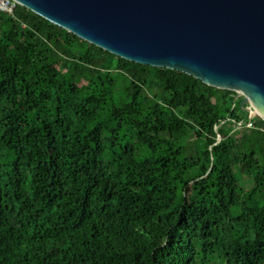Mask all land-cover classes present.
I'll return each instance as SVG.
<instances>
[{"label":"trees","instance_id":"trees-1","mask_svg":"<svg viewBox=\"0 0 264 264\" xmlns=\"http://www.w3.org/2000/svg\"><path fill=\"white\" fill-rule=\"evenodd\" d=\"M240 102L0 12V264H264V122Z\"/></svg>","mask_w":264,"mask_h":264},{"label":"water","instance_id":"water-1","mask_svg":"<svg viewBox=\"0 0 264 264\" xmlns=\"http://www.w3.org/2000/svg\"><path fill=\"white\" fill-rule=\"evenodd\" d=\"M13 1L120 59L233 92L264 122V0Z\"/></svg>","mask_w":264,"mask_h":264},{"label":"built area","instance_id":"built-area-1","mask_svg":"<svg viewBox=\"0 0 264 264\" xmlns=\"http://www.w3.org/2000/svg\"><path fill=\"white\" fill-rule=\"evenodd\" d=\"M17 6L18 5L13 0H0V12L5 13L7 15H13V12ZM244 108H245L244 111H246L248 113L249 119L252 118L253 116H257L249 105L247 107H244ZM242 125H244L243 122H240L237 124L238 127H240ZM245 126L250 128L251 124L249 122H247V123H245Z\"/></svg>","mask_w":264,"mask_h":264},{"label":"rangeland","instance_id":"rangeland-1","mask_svg":"<svg viewBox=\"0 0 264 264\" xmlns=\"http://www.w3.org/2000/svg\"><path fill=\"white\" fill-rule=\"evenodd\" d=\"M252 115V114H251Z\"/></svg>","mask_w":264,"mask_h":264}]
</instances>
